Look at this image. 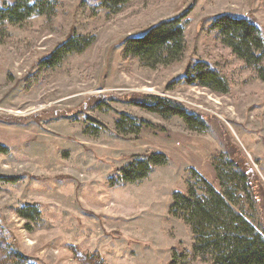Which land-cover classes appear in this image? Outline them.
<instances>
[{"label": "rangeland", "instance_id": "rangeland-1", "mask_svg": "<svg viewBox=\"0 0 264 264\" xmlns=\"http://www.w3.org/2000/svg\"><path fill=\"white\" fill-rule=\"evenodd\" d=\"M59 1L51 26L35 16L0 37V264H169L173 248L193 246L168 210L174 192L202 193L194 172L217 189L224 182L264 231V81L210 30L227 14L264 36V0H132L117 13L100 0ZM182 14L179 62L123 58L125 39ZM73 36L91 44L36 78L39 61ZM199 62L228 79V92L177 81ZM149 95L193 121L150 111ZM152 152L168 163L116 179Z\"/></svg>", "mask_w": 264, "mask_h": 264}, {"label": "trees", "instance_id": "trees-1", "mask_svg": "<svg viewBox=\"0 0 264 264\" xmlns=\"http://www.w3.org/2000/svg\"><path fill=\"white\" fill-rule=\"evenodd\" d=\"M131 1L100 0V5L108 9L109 13H117ZM61 7L59 0H15L12 5L0 3V37L7 32V26L23 27L31 23L35 16L43 17L51 26ZM184 18L185 14H182L161 21L142 35L125 39L122 45L123 58L164 67L179 62L186 48ZM210 30L218 32L232 53L254 69L264 81V36L253 21L224 14L213 20ZM90 44L91 41L83 37L67 38L48 57L39 61L35 77L59 67L69 55L82 53ZM177 81L198 83L221 93L229 90L228 79L207 62L192 65L185 76ZM146 98L151 102L146 107L162 117L178 116L188 124L193 121L187 111L170 98L157 95ZM5 152V148L0 146V153ZM168 161L165 154L149 153L142 160L118 169L116 179L135 182L147 177L153 167L166 165ZM194 174L202 193L192 185L188 186L186 192H174L168 210L170 215L182 218L190 227L193 246L189 251L173 248L169 264H188L192 260H200L204 264H264V231L260 224L236 209L224 182L217 189L202 176ZM18 213L22 217H33L30 211L19 210Z\"/></svg>", "mask_w": 264, "mask_h": 264}]
</instances>
